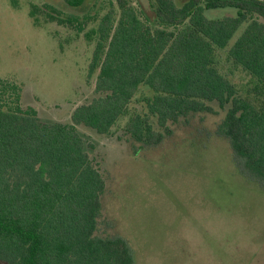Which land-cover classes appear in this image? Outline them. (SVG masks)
<instances>
[{
    "label": "trees",
    "instance_id": "16d2710c",
    "mask_svg": "<svg viewBox=\"0 0 264 264\" xmlns=\"http://www.w3.org/2000/svg\"><path fill=\"white\" fill-rule=\"evenodd\" d=\"M70 7L85 0H64ZM156 25L130 0H115L98 18H78L50 5L46 21L84 30L94 40L88 74L94 95L75 106L70 123L43 122L21 103V86L0 80V261L6 264H133L118 236L95 232L105 180L77 130L124 131L154 146L191 113L229 107L216 126L235 160L264 181V0H150ZM35 7L29 11L35 25ZM215 10L213 16L207 11ZM230 13L226 15L225 13ZM98 18V19H97ZM77 25V26H76ZM240 33L231 42L235 33ZM225 52L228 72L218 65ZM234 71L244 75L241 83ZM144 88V111L130 109Z\"/></svg>",
    "mask_w": 264,
    "mask_h": 264
},
{
    "label": "rangeland",
    "instance_id": "374dc122",
    "mask_svg": "<svg viewBox=\"0 0 264 264\" xmlns=\"http://www.w3.org/2000/svg\"><path fill=\"white\" fill-rule=\"evenodd\" d=\"M130 1L156 25L150 0ZM110 2L115 0L70 7L64 0H0V80L20 84L22 105L34 107L39 120L70 123L73 108L94 95L96 78V72L88 74L95 42L83 32L97 20L78 31L46 21L44 5L63 15L99 18ZM33 7L38 25L29 16ZM218 55L221 71L229 73L225 52ZM232 78L245 80L239 71ZM146 93L140 88L131 110L144 111ZM209 104L211 111L172 122V133L154 146L124 131L127 115L106 135L77 126L105 180L95 234L123 238L133 264H264V181L246 172L216 131L229 105Z\"/></svg>",
    "mask_w": 264,
    "mask_h": 264
}]
</instances>
